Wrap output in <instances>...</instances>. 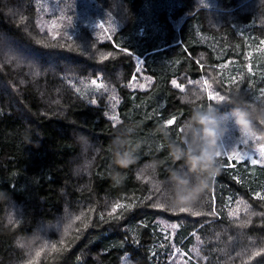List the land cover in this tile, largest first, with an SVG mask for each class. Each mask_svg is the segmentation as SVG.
Instances as JSON below:
<instances>
[{
	"label": "trees",
	"instance_id": "1",
	"mask_svg": "<svg viewBox=\"0 0 264 264\" xmlns=\"http://www.w3.org/2000/svg\"><path fill=\"white\" fill-rule=\"evenodd\" d=\"M232 100L264 108V0H0V264H264V166L217 157L199 216L161 183L193 109ZM253 124L244 144L230 121L221 151L259 159ZM129 128L137 159L116 184L112 140Z\"/></svg>",
	"mask_w": 264,
	"mask_h": 264
},
{
	"label": "clouds",
	"instance_id": "2",
	"mask_svg": "<svg viewBox=\"0 0 264 264\" xmlns=\"http://www.w3.org/2000/svg\"><path fill=\"white\" fill-rule=\"evenodd\" d=\"M182 102L191 103L189 96L182 97ZM234 107L226 113L220 112L216 107L208 106L205 109L194 108L185 127L190 134L180 144L169 145L170 157L174 162H179V167L170 168L166 183L171 186L170 204L172 206H191L196 203L200 194L207 186L209 178L219 171L217 157L221 152L220 141L229 131L231 121L243 135L254 134V120L264 124V108H257L247 101H229ZM132 129L117 132L112 140L111 166L113 172L110 179L120 184L124 178L122 169H127L135 163L137 157L135 148L131 146L128 137ZM161 134L167 137L168 133L162 128ZM81 153L87 155L93 150L91 139L81 133L76 137ZM139 148V145L135 146ZM90 163V162H89ZM158 161H151L147 168L154 174L159 168ZM11 199L9 194L0 189V201ZM33 234H24V239L17 237L14 244L23 249L27 241H34Z\"/></svg>",
	"mask_w": 264,
	"mask_h": 264
},
{
	"label": "snow or ice",
	"instance_id": "3",
	"mask_svg": "<svg viewBox=\"0 0 264 264\" xmlns=\"http://www.w3.org/2000/svg\"><path fill=\"white\" fill-rule=\"evenodd\" d=\"M205 6H207V5H205ZM98 27H100L101 29H104V25L103 24H99ZM105 31H107V30L105 29ZM122 50H124V49H122ZM109 55H111V53H109ZM138 62H139V60H138ZM92 83L95 84L96 81L93 80ZM189 83H192V82L190 81ZM172 84L173 85H176L178 88H182L181 85H178L177 84V81L176 80H172ZM209 98L210 99H213V100H218V101L225 100V97L224 96L218 95V94L217 95L209 94ZM93 103H95V101H93ZM113 119H115V117H113ZM173 122H174V118L173 119L166 120L165 121V124L166 125H172ZM248 138L256 139L257 137H255V134L243 135L241 137L239 143H244V144L248 143ZM256 151L259 154V159L250 156L249 153H248V151H240L237 148H233L229 152H224V151L222 152L221 151L218 157H220L221 155H223V156H225L229 160H239V161H244V162H250L252 165H262V166H264V144H260L259 147L256 149ZM245 158H247V160ZM255 195L256 196H260V193H256ZM149 199H150V197H149ZM261 199H264V197H261ZM116 207H124V206L123 205H116ZM131 207H132V205L129 204L125 208V210H129ZM154 207H161V205L157 204V205H154ZM171 207H172L173 211H175V208L176 207L175 206H172V205H171ZM113 211H115V208H113ZM179 212H182V213H191V215H193V216H199L201 214L198 211H194L191 206L180 207L179 208ZM109 217L112 218V219H119L120 218L119 216L112 217V213L111 212L109 213ZM77 219H79V217H77ZM100 219L103 220L104 219V216L101 215ZM172 227L173 228H176V225L173 224ZM52 247L55 248L56 247L55 244H53ZM177 252H179V250H177Z\"/></svg>",
	"mask_w": 264,
	"mask_h": 264
},
{
	"label": "rangeland",
	"instance_id": "4",
	"mask_svg": "<svg viewBox=\"0 0 264 264\" xmlns=\"http://www.w3.org/2000/svg\"><path fill=\"white\" fill-rule=\"evenodd\" d=\"M40 22H41V24L42 25H46V23H44L42 20H40ZM163 54H166V53H163ZM160 60H162L163 61V59H164V55H162V56H160V58H159ZM259 144H264V140L261 138V137H259ZM258 144V145H259ZM257 145V146H258ZM252 153H254L258 158H259V154H258V152L257 151H255V152H252ZM180 258H178V259H176V260H171L168 264H181V260H179Z\"/></svg>",
	"mask_w": 264,
	"mask_h": 264
}]
</instances>
